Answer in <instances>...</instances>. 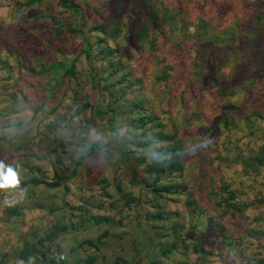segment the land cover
Instances as JSON below:
<instances>
[{
    "label": "rangeland",
    "instance_id": "374dc122",
    "mask_svg": "<svg viewBox=\"0 0 264 264\" xmlns=\"http://www.w3.org/2000/svg\"><path fill=\"white\" fill-rule=\"evenodd\" d=\"M25 1L0 0V162L11 166L20 181L36 178L52 183L56 178H62L64 182L54 187H48L45 183L28 184L20 188L24 191L0 192V264H33L19 261L17 254L24 241L37 239H42V250L49 248L53 254L62 256L66 264H82L90 254L96 256L92 264H115L116 258L124 260L123 264H152L143 250L153 248L152 223L146 220L145 214L154 212L158 207L169 216V220L162 223V229H165L163 233H167L165 241H175L173 232L171 235L173 229L170 230L174 222L182 228L174 230L179 233L180 242H187L191 246L192 242L201 240L207 252L200 256L192 252L191 248L185 253L180 248L168 260L162 258L163 264L189 261H197V264H254L263 257L264 237H245L246 231L264 226L263 203L248 207L242 215L225 216L224 229L229 244L221 245V239L215 231L216 225L223 223L219 219L201 224L212 225L205 237L189 228L195 222L196 211L191 209L192 206L187 207L185 195H166L161 200L163 202L159 203L152 201L148 194L141 193L137 210L131 205L124 207L125 200L117 190L116 183L124 191H132L135 195L138 187L130 185L128 176L121 168L118 169L115 155L109 161L105 159L107 147L95 151L78 165L74 163L84 154L89 143L100 140L104 144L113 137L105 128L103 121L106 116L101 122L94 114L90 117L93 109L81 110L86 102L92 107L105 109L108 95L99 97L89 89L88 84H82L86 77L82 38L70 33L68 28L74 26L86 33V29L94 25L103 24L106 27L110 36L107 37L108 46L119 50L115 58L119 59L118 72L110 78L114 82L113 90L124 88V99L139 100L144 108L157 116L168 133L173 131V126L178 129L177 139L182 140L184 152L181 181L189 178L198 182L202 179L201 185L204 182L208 192L213 188L212 193L216 195L220 194L217 178L220 173L215 174L208 163H202L200 158L203 155L199 151L197 139L201 138L202 131L216 124V115L226 105L237 108L240 104L243 109L244 105L253 107L255 104L256 109H262L264 118V60L243 56L239 52L246 49L238 41L219 38L218 41L221 39L224 42L218 43L216 55L223 56L227 50L225 63L228 66L219 70L216 77L218 86H212L210 76L200 80L203 71L186 59L185 75L177 77L169 69L166 80L157 82L154 79L156 74L163 73L165 65H174L171 62L174 58L166 54L167 35L156 38L158 49L151 53L135 38L133 30L126 32L128 25L135 26L142 19L137 13L139 8L136 0H124L121 11L115 4L117 0H69L68 3L75 6L77 12L62 7L60 0H38V3L28 5L24 4ZM164 2L171 5L170 0ZM201 3L202 0H194L191 6L188 3L180 6L186 34L193 31L191 25L197 21L198 15L211 20L213 13L201 9ZM223 3L215 15L220 25L218 30H232L233 25L242 24V30L258 32L260 39L256 46L264 51V0H225ZM221 10L225 12L223 17ZM132 19L131 24H128V20ZM160 28L166 29L159 26L156 31L151 30L152 35H156ZM116 30H119L118 34H114ZM88 35L92 42V54L96 55L100 49L97 34ZM241 36L237 32L233 38ZM191 43L188 37L183 42L186 47ZM234 58L239 59V71L230 68ZM69 61L74 65V80L63 76V66ZM250 73L257 79L250 91L245 92L248 86L246 78ZM260 74L262 76L258 77ZM121 75L126 78L119 83L117 79ZM184 77L192 81V90L184 85ZM221 86L227 89L228 86L236 87L235 95L228 94L223 100L211 97L210 93L216 92ZM193 111L196 114H192ZM244 113H248V110ZM244 113L241 112V115ZM87 118L91 119L89 123L85 122ZM249 121L258 132L254 145H261L264 143V119L251 121L249 118ZM49 123H59V127L47 128ZM125 129V126L120 127L119 134H124ZM204 142L207 143L206 138ZM239 150L241 152L243 148ZM140 152L137 150L132 157ZM131 162L140 175L142 166ZM263 177L264 172L255 179L254 184L244 183L249 197L263 192L260 186ZM103 179L106 186L100 182ZM224 179L239 181L231 176L230 171L224 172ZM253 188L256 189L253 191ZM241 192L239 188L235 190L239 198L243 199ZM6 196L11 205L4 202ZM194 198H198L196 193ZM196 200L200 203L201 199ZM89 215L96 219L97 216H108L113 223L75 225L76 221ZM85 240L91 241L96 249L84 244ZM137 259L140 261L136 262Z\"/></svg>",
    "mask_w": 264,
    "mask_h": 264
},
{
    "label": "trees",
    "instance_id": "16d2710c",
    "mask_svg": "<svg viewBox=\"0 0 264 264\" xmlns=\"http://www.w3.org/2000/svg\"><path fill=\"white\" fill-rule=\"evenodd\" d=\"M60 1L61 6L65 9H72L74 12H77V8L68 3L69 0ZM164 1L165 0H136L139 8L137 13L142 19L135 26L128 25L126 27V32L130 33V30H133L135 38L151 53L158 49V47H156V38H164L167 35L165 45H167L168 50L166 54L174 58V60L171 61L174 65H165L163 73L160 75L156 74L154 77L157 82L166 80L169 69H171L177 77L181 74L185 75L186 63L190 61L193 65L199 66L201 71H203L200 80H204L206 77L210 76L212 86H218L216 77L219 75V70L228 66V63H225L227 61V50L224 51L223 56L219 54L217 56L216 53H218V43H222L225 40L238 41V43L246 49V51L239 52L243 54V56L247 55L251 59L254 58L257 61L264 60V51L256 46L258 38L260 39L258 32L244 31L240 28L242 24L239 23L233 25L232 30H218L217 27L220 25L216 22L215 15H217L219 6L224 4L223 1L225 0L220 2L217 0H202L201 9L205 8L206 13H213L211 20L198 15L195 20L199 23L195 21V23L191 25L194 28L193 31L187 34L184 32L185 20L184 17H182V9L180 6L183 3H188L191 6L194 0H170L171 5L165 4ZM32 3H38V0H27L24 2L25 5ZM122 3H124V0H117L115 2L116 6H118V11H121L120 6ZM224 13L225 12L221 10L222 17L225 15ZM262 14L264 15V12ZM132 21L133 19L128 20V24H131ZM159 26H164L166 29L160 28L156 35H152L151 30L156 31ZM68 31L78 34L82 38V54L86 62V77L82 84H88L89 89L93 90L99 97H103V94L108 95V103L105 104V109L92 107V104L86 102L81 106V110L93 109L90 111V117L94 114L101 122L104 116H106L103 122L106 130H108L113 137L104 144L100 143V140L89 143L83 152L84 154H81L74 163L78 165L95 151H100L102 148L107 147L105 159L109 161L111 156L115 155L118 158V169L121 168L128 176L130 185L138 187L137 194L135 195L132 191H124L122 186L118 182L116 183L117 190L121 193L122 199L125 200L124 207L128 208V206L131 205V208L134 206V210H137L142 196L141 193L148 194L152 201H158L159 203L161 200L165 199L164 196L166 195H185V204L187 207L192 206L191 209L196 211L195 222L190 224L189 228L194 229L201 236L205 237L207 236L206 231L208 232L212 225L206 224L205 226H201V224L209 222L212 219H219V221L223 223L216 225L215 231L218 233L216 236L221 239V245H228V236L225 234L226 231L224 229V223H226L225 216L229 215L230 217H235L237 214L242 215L248 207L253 205L256 207L262 205V203L264 204V181L260 184L263 192L258 193V195L254 197L248 196L249 192L247 191V186L244 184L245 182L247 184H254L255 179L260 177L262 172H264V143H261V145H254L256 133L258 132L249 121V118L251 121L254 119H264L261 114L262 109H256L254 107L255 104L253 107L244 105L245 108L243 109L240 108V104L237 108H231L226 105L222 112L216 115V124L212 125V127L206 131H202L200 135L201 138H196L200 146L199 151L205 156L200 158L202 163H208L214 169L215 174L220 173L217 176L220 182L218 186L220 194L216 195V193H212L213 188L208 192V186L203 185L204 182L201 185L202 179L196 182L187 178L186 181L183 182L181 181L180 173L184 169V152L181 147L182 140L180 138L177 139L178 129L173 126L171 128L173 131L168 133L164 130L165 126L158 120L157 116L144 108L139 100L128 101L124 99L126 95L124 88L120 87L117 91L112 88V83L114 82H111L110 78L118 72L117 67L119 65V59L115 58L119 50L111 49L108 46L109 40L107 37L110 38V36H108L106 27L103 24L94 25L88 27L86 33H84L81 29H77L73 26L69 27ZM237 32L241 33L242 36L233 38V35ZM90 33L97 34L100 43V49H98L96 55L92 54V42L89 40L88 35ZM118 33L119 30H116L114 34ZM168 36L170 38H168ZM186 37L192 41L189 47L183 44ZM111 38L113 40L112 36ZM219 38L224 39V41L221 39L218 41L217 39ZM185 59L188 61L186 62ZM58 65L60 66L62 64L58 63ZM238 66L239 59L234 58L230 68L239 71ZM63 67H65L63 76H67L70 80H74L75 70L72 61H69ZM105 72L108 73L104 75ZM248 76L249 77L246 78L248 86L244 89L245 92L248 90L250 91V88L257 79V77L252 74H248ZM260 76H262V74L258 77ZM125 78L124 75H121L117 80L119 83H122ZM184 79L186 88L192 90V81L186 77H184ZM241 84L242 83L239 85L241 86ZM236 90L237 88L233 86H228V89L226 86H221L216 92H211L210 95L213 98L223 100L228 94H230V96L235 95ZM246 96L247 95H245V97L243 96V100ZM126 104H129V106H126ZM245 110H248V113H244ZM234 111H238V113H234ZM241 112L245 115H241ZM192 114H196V112L193 111ZM90 121V118L85 120L87 123ZM122 126H125L126 129L124 134H119L118 130ZM50 127L56 129L59 127V123L47 124V128ZM211 131L213 132L210 133ZM215 134L217 135L215 136ZM204 138L207 139V143L204 142ZM113 140L116 142L113 143ZM201 145L203 146L201 147ZM240 148H243V151L240 152ZM217 149H220L219 153ZM137 150L141 152L136 157H132V154ZM178 152L183 153V155H177ZM206 152H209V154L206 155ZM131 160L137 163L135 165L142 166L143 170L140 175L132 165ZM228 171H230L232 177H236L239 181L234 180L235 182H230L224 179V172ZM63 182L64 180L62 178H56V181L52 183H46L41 179L30 178L21 180L20 188L28 184L36 185L44 183L48 187H54ZM100 182L104 183L106 186L104 179ZM105 186H103V189ZM238 188L242 191L241 196L243 199H240L239 195L235 193V190L237 191ZM256 188L252 190L254 191ZM195 193L198 198H194ZM210 196H212V198H210ZM196 199H201L200 203ZM202 199L204 200L202 201ZM109 205L112 206V203H109ZM155 209L154 212H147L145 214L146 220L152 223L151 228L153 236L151 241L153 248L143 249L145 256L149 258L152 264H163L162 258H164L163 260H168L173 256L174 252L180 248L184 250V253L191 248L190 250L192 252L200 256L207 253L204 250V242L201 240H199V242H192L190 244L191 246H189L187 242H180L179 233L174 230L181 228V226L174 222L170 225V230L173 229L171 235L173 232V239L175 241L171 243L165 241L167 233H163L165 229H162V223L168 221L169 216L165 211L161 210L162 208L158 207ZM82 212L83 209L80 210V213ZM211 212L214 213L209 216L208 214ZM136 214H139V211H136ZM201 220L203 221L201 222ZM85 223L110 225L113 221L108 216H97L96 219L95 216L89 215V217L85 219L76 221L75 225L83 226ZM200 226L202 227L201 229H199ZM260 236L264 237V226L261 229H250L245 232V237L247 238H257ZM83 243L96 249L91 241L85 240ZM43 247L42 239L24 241L18 250L17 259L33 264H66L62 256L53 254L47 247L42 250ZM95 260V254H90L82 261V264H92ZM115 260V264L124 263L122 259L116 258ZM138 261H140V259L136 260V262ZM189 262H180L178 264H197V261ZM254 264H264V256L258 259Z\"/></svg>",
    "mask_w": 264,
    "mask_h": 264
},
{
    "label": "clouds",
    "instance_id": "9594fccd",
    "mask_svg": "<svg viewBox=\"0 0 264 264\" xmlns=\"http://www.w3.org/2000/svg\"><path fill=\"white\" fill-rule=\"evenodd\" d=\"M202 146L203 145H201V147ZM177 155H183V153L178 152ZM14 190L24 191V189H20V178L11 166H7L0 162V192L8 193ZM4 202L11 205L7 196Z\"/></svg>",
    "mask_w": 264,
    "mask_h": 264
}]
</instances>
